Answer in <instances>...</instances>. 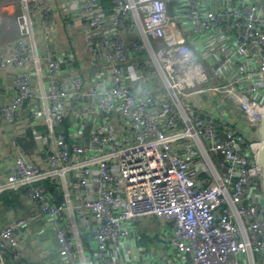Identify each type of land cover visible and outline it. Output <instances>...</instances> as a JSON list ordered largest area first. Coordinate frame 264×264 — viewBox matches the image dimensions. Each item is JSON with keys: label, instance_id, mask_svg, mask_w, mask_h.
Listing matches in <instances>:
<instances>
[{"label": "built area", "instance_id": "built-area-1", "mask_svg": "<svg viewBox=\"0 0 264 264\" xmlns=\"http://www.w3.org/2000/svg\"><path fill=\"white\" fill-rule=\"evenodd\" d=\"M19 1L0 117L46 155L0 177L38 213L0 228V264H264V0Z\"/></svg>", "mask_w": 264, "mask_h": 264}, {"label": "crops", "instance_id": "crops-1", "mask_svg": "<svg viewBox=\"0 0 264 264\" xmlns=\"http://www.w3.org/2000/svg\"><path fill=\"white\" fill-rule=\"evenodd\" d=\"M21 11L19 0H0V12L2 14V24L0 26V48L3 53L11 51L12 44L18 35L16 16ZM8 22L3 26L4 22ZM4 31V32H3ZM53 40L61 41L56 29L51 32ZM38 44L43 43L44 32L38 30L36 34ZM14 68L7 66L0 71V105L9 102L14 94ZM21 120L17 126L7 124L0 117V177H6L11 169L13 156L17 152H22L34 159L42 162L45 158L44 148L42 147L41 136L34 130L29 123L26 111L21 114ZM17 214L29 215L38 214L36 209L30 204L26 195V189L21 188L16 191L0 193V228L12 224ZM43 220L38 219L31 223L32 228L42 226ZM31 262L38 264H55L57 255L52 252L49 254L26 253Z\"/></svg>", "mask_w": 264, "mask_h": 264}, {"label": "water", "instance_id": "water-1", "mask_svg": "<svg viewBox=\"0 0 264 264\" xmlns=\"http://www.w3.org/2000/svg\"><path fill=\"white\" fill-rule=\"evenodd\" d=\"M258 134L260 146L257 150L256 158L262 169L261 189L264 195V115L258 123Z\"/></svg>", "mask_w": 264, "mask_h": 264}, {"label": "trees", "instance_id": "trees-1", "mask_svg": "<svg viewBox=\"0 0 264 264\" xmlns=\"http://www.w3.org/2000/svg\"><path fill=\"white\" fill-rule=\"evenodd\" d=\"M43 186L45 187L46 190L52 192L55 195L57 201L62 200L60 187L54 182V180H50V179L43 180Z\"/></svg>", "mask_w": 264, "mask_h": 264}, {"label": "rangeland", "instance_id": "rangeland-1", "mask_svg": "<svg viewBox=\"0 0 264 264\" xmlns=\"http://www.w3.org/2000/svg\"><path fill=\"white\" fill-rule=\"evenodd\" d=\"M5 21H6V22H4L3 26L8 22V20H6V19H5ZM3 32H4V31H3ZM142 221H147V219L143 218V219L139 220L138 223L141 224ZM156 221H157V218H156V217H153L151 220L148 221L149 226L154 225V223H155ZM139 230H140L141 233L144 232V228H142V227H141ZM142 243H144V244H148V242L145 241V240H143Z\"/></svg>", "mask_w": 264, "mask_h": 264}]
</instances>
